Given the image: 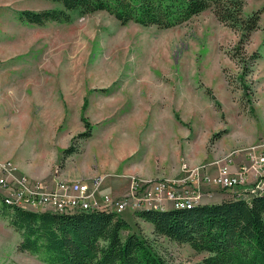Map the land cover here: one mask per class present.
I'll list each match as a JSON object with an SVG mask.
<instances>
[{"label":"rangeland","instance_id":"obj_1","mask_svg":"<svg viewBox=\"0 0 264 264\" xmlns=\"http://www.w3.org/2000/svg\"><path fill=\"white\" fill-rule=\"evenodd\" d=\"M61 7L51 0H0V165L31 181H98L100 194L114 196L129 188L112 193L109 182L125 178L130 187L134 177L178 180L196 171L188 180L201 204L254 186L250 178L228 190L207 178L223 165L238 172L249 152L264 153V0H245V16L262 14L238 49V32L212 10L167 29L123 25L106 11L43 26L19 20L22 10ZM256 51L257 60L233 57ZM82 117L92 124L87 138L76 137L85 130ZM72 143L75 151L65 159ZM139 167L159 173L126 175ZM5 198L0 185V264H51L44 251L18 250L22 238L3 214ZM137 207L115 213L130 232L153 239L167 260L192 264L208 255L155 235L138 216L146 208Z\"/></svg>","mask_w":264,"mask_h":264},{"label":"trees","instance_id":"obj_2","mask_svg":"<svg viewBox=\"0 0 264 264\" xmlns=\"http://www.w3.org/2000/svg\"><path fill=\"white\" fill-rule=\"evenodd\" d=\"M61 8L22 10L19 20L43 26L69 23L74 13H110L121 24L167 29L212 10L221 23L238 32L236 48L245 47L260 26L262 10L243 14L245 0H51ZM238 61L257 60L259 51ZM245 69V73H248ZM251 72V70H250ZM247 91H245L246 93ZM85 107V105H84ZM85 130L76 137H90L92 124L82 117ZM74 143V140L72 141ZM64 150L66 159L74 144ZM250 196V197H249ZM3 214L21 234L18 250L48 255L51 264H174L161 254L153 239L130 232L121 215L108 211L55 213L4 204ZM138 216L154 227V234L178 243H188L197 252L208 253L192 264H264V191L246 192L219 203L194 208L145 209ZM129 232L123 236V232Z\"/></svg>","mask_w":264,"mask_h":264},{"label":"built area","instance_id":"obj_3","mask_svg":"<svg viewBox=\"0 0 264 264\" xmlns=\"http://www.w3.org/2000/svg\"><path fill=\"white\" fill-rule=\"evenodd\" d=\"M249 161L233 172L226 165V187L232 189L240 185L254 182L252 188L235 192L241 196L246 192L258 193L264 191V153L249 152ZM199 176L192 171L189 177L183 179H138L133 178L129 192L124 196H114L111 193L100 194V182L93 186L81 182L79 186L64 183L56 176L46 181H31L27 176H16L6 164L0 165V185L8 199L19 204L37 209L62 208L66 210L90 208L95 210L101 205H112L118 208L134 210L136 206L146 204L176 206L179 202H193L201 199L198 188L189 183V178ZM258 176H261L258 179ZM209 178V177H208ZM207 180L218 184V174ZM250 178L254 180L250 181ZM99 195H98V194Z\"/></svg>","mask_w":264,"mask_h":264},{"label":"bare ground","instance_id":"obj_4","mask_svg":"<svg viewBox=\"0 0 264 264\" xmlns=\"http://www.w3.org/2000/svg\"><path fill=\"white\" fill-rule=\"evenodd\" d=\"M226 165H223L220 167L219 169V174H218V184L223 187V188H226ZM65 183V182H64ZM81 183V182H80ZM80 183H71L69 182L68 184L71 185V186H79ZM4 202L6 204L11 205V206H17V207H24L25 205H22V204H19L13 200H10L7 198L4 199ZM198 204H201V200L200 199H195V201L193 202H179L177 203L176 206H173L172 208H168L166 205H152V204H147L148 206L147 207H137V209H153V210H162V211H165V210H170V209H183V208H187V209H192L194 208L195 206H197ZM101 206H104V208H102ZM99 206V208L95 209V210H90V208H77V209H71V210H66V209H62V208H51L50 210H45V209H41V211H52V212H58V213H74V212H79V211H98V210H101V211H113V212H118V211H122L121 208H117L115 206H112V205H101ZM145 206V205H144ZM29 207V206H28ZM31 208V207H29ZM115 208L117 209V211H115ZM135 208V207H134ZM27 209V208H26ZM136 209V208H135Z\"/></svg>","mask_w":264,"mask_h":264},{"label":"crops","instance_id":"obj_5","mask_svg":"<svg viewBox=\"0 0 264 264\" xmlns=\"http://www.w3.org/2000/svg\"><path fill=\"white\" fill-rule=\"evenodd\" d=\"M28 24H30V23H28ZM31 25H35V24H31ZM36 26H39V25H36ZM244 156L245 155H243V156H240L239 157V159H241V160H243L244 159ZM177 169V168H176ZM133 174V173H135V174H137V175H142V176H148V177H154V176H156L158 173H159V170H157V169H145L144 167H139V169H138V171H130V170H128L127 172H126V175H128V174ZM161 174V173H160ZM134 178H136V177H134ZM117 184V183H116ZM114 182H109V184L106 186V188L110 191V192H112L113 193V191H114V193L116 192V190H121V189H123L124 191L123 192H126L127 190H128V188H129V181H125V178H123V180H120L119 182H118V184L116 185ZM219 185V184H218ZM126 188V189H125ZM209 189H211V188H209ZM208 189V190H209ZM213 189V188H212ZM243 191V190H242ZM241 190L240 191H236V190H234V191H232V193L234 194L235 192H242ZM117 196L119 195V194H117V193H115ZM121 194H123V193H121ZM213 194H215V192H213V193H210L209 195V198L211 197V196H213ZM217 194V193H216ZM219 198H221V200L222 199H229V194H227V193H221V194H219V197H218V199ZM219 202H221V201H216V203H219ZM202 203V202H201ZM208 203H215L214 201L213 202H210V201H208ZM149 225H151V229H153V224L152 223H149Z\"/></svg>","mask_w":264,"mask_h":264}]
</instances>
